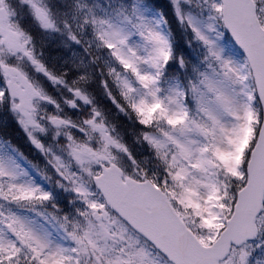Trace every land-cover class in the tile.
I'll return each instance as SVG.
<instances>
[{"label": "snow or ice", "instance_id": "obj_1", "mask_svg": "<svg viewBox=\"0 0 264 264\" xmlns=\"http://www.w3.org/2000/svg\"><path fill=\"white\" fill-rule=\"evenodd\" d=\"M10 125L0 264H264V0H0Z\"/></svg>", "mask_w": 264, "mask_h": 264}]
</instances>
